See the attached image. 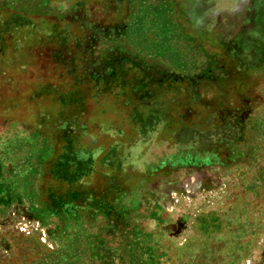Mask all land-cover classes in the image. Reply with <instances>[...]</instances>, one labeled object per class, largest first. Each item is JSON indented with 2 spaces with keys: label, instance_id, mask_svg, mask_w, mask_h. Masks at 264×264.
<instances>
[{
  "label": "rangeland",
  "instance_id": "1",
  "mask_svg": "<svg viewBox=\"0 0 264 264\" xmlns=\"http://www.w3.org/2000/svg\"><path fill=\"white\" fill-rule=\"evenodd\" d=\"M0 264H264V0H0Z\"/></svg>",
  "mask_w": 264,
  "mask_h": 264
}]
</instances>
